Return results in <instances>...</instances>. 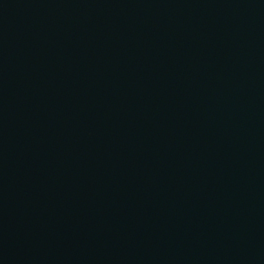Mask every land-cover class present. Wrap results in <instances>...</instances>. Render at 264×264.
<instances>
[{"label":"water","instance_id":"1","mask_svg":"<svg viewBox=\"0 0 264 264\" xmlns=\"http://www.w3.org/2000/svg\"><path fill=\"white\" fill-rule=\"evenodd\" d=\"M0 264H264V0H0Z\"/></svg>","mask_w":264,"mask_h":264}]
</instances>
